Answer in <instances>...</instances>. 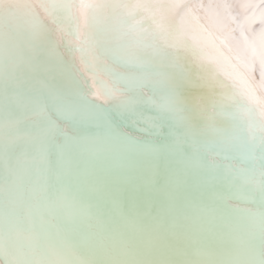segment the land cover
<instances>
[{
    "label": "snow or ice",
    "instance_id": "1",
    "mask_svg": "<svg viewBox=\"0 0 264 264\" xmlns=\"http://www.w3.org/2000/svg\"><path fill=\"white\" fill-rule=\"evenodd\" d=\"M0 264H264V0H0Z\"/></svg>",
    "mask_w": 264,
    "mask_h": 264
},
{
    "label": "water",
    "instance_id": "2",
    "mask_svg": "<svg viewBox=\"0 0 264 264\" xmlns=\"http://www.w3.org/2000/svg\"><path fill=\"white\" fill-rule=\"evenodd\" d=\"M255 27H257V28H258V27H259V25H256ZM257 78H258V72H257Z\"/></svg>",
    "mask_w": 264,
    "mask_h": 264
}]
</instances>
